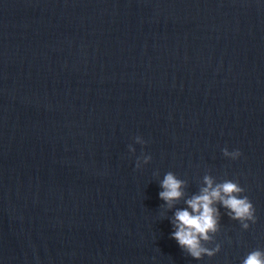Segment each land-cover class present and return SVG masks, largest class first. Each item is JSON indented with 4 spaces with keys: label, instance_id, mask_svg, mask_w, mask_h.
<instances>
[{
    "label": "water",
    "instance_id": "95a60500",
    "mask_svg": "<svg viewBox=\"0 0 264 264\" xmlns=\"http://www.w3.org/2000/svg\"><path fill=\"white\" fill-rule=\"evenodd\" d=\"M169 171L186 182L172 209ZM206 174L238 182L257 221L217 205L221 250L195 260L171 221ZM254 249L264 0H0V264H241Z\"/></svg>",
    "mask_w": 264,
    "mask_h": 264
},
{
    "label": "clouds",
    "instance_id": "9594fccd",
    "mask_svg": "<svg viewBox=\"0 0 264 264\" xmlns=\"http://www.w3.org/2000/svg\"><path fill=\"white\" fill-rule=\"evenodd\" d=\"M135 143L144 144L145 141L136 136ZM129 151L134 153L135 148L129 145ZM222 151L225 157L233 160L242 155L238 149L230 152L224 148ZM151 159L150 155H144L142 160L137 158L136 168L149 163ZM203 185L199 194L185 199L187 207L176 209L171 221L174 229L171 238L195 260L204 256L212 257L221 250V245L215 243V235L220 230V208L217 205L225 208L230 219L239 221L244 230L257 221L255 207L249 197L243 195L245 189L238 182H217L213 176L206 174L203 177ZM185 186L186 182L173 172L169 171L164 175L160 182L162 191L159 197L165 202L167 209H172L175 203L185 196ZM213 243L214 247L207 246ZM241 264H264V250L250 251Z\"/></svg>",
    "mask_w": 264,
    "mask_h": 264
}]
</instances>
